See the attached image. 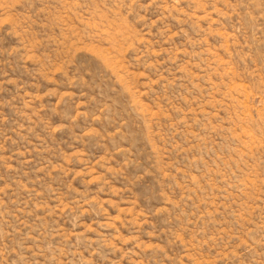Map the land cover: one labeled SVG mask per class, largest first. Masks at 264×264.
<instances>
[{
	"label": "rangeland",
	"instance_id": "obj_1",
	"mask_svg": "<svg viewBox=\"0 0 264 264\" xmlns=\"http://www.w3.org/2000/svg\"><path fill=\"white\" fill-rule=\"evenodd\" d=\"M0 264H264V0H0Z\"/></svg>",
	"mask_w": 264,
	"mask_h": 264
}]
</instances>
